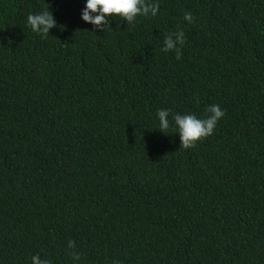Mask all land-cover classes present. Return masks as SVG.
I'll return each mask as SVG.
<instances>
[{"label":"trees","instance_id":"1","mask_svg":"<svg viewBox=\"0 0 264 264\" xmlns=\"http://www.w3.org/2000/svg\"><path fill=\"white\" fill-rule=\"evenodd\" d=\"M148 2L97 28L86 0H0V264H264V0Z\"/></svg>","mask_w":264,"mask_h":264},{"label":"clouds","instance_id":"2","mask_svg":"<svg viewBox=\"0 0 264 264\" xmlns=\"http://www.w3.org/2000/svg\"><path fill=\"white\" fill-rule=\"evenodd\" d=\"M46 11L39 14H29L27 16V25L34 33L47 36L49 30L56 27V22L53 19L52 12L47 5ZM159 12V5L156 3H149L148 0H86V6L82 13L83 21L95 25L99 28L102 24H106V17H120L121 19L132 24L138 16L155 17ZM184 19L191 23L193 16L186 12ZM109 28V27H107ZM105 28V29H107ZM104 29V30H105ZM164 52L171 50L176 51V58L180 59V49L178 45L185 43V36L182 30L169 33L164 38ZM208 115L203 118H197L195 115L176 114L173 121L176 127V133L180 136V147L189 149L195 144L209 136H211L225 113L219 105H212L206 109ZM159 119V130L164 132L169 128V111L159 110L157 113ZM70 249L75 247L74 241H68ZM74 260H79L80 255L76 252L71 253ZM32 264H51V261L42 259L39 255L31 257Z\"/></svg>","mask_w":264,"mask_h":264}]
</instances>
